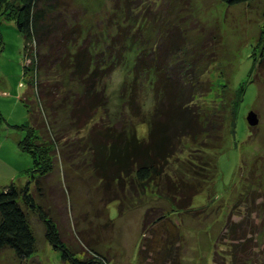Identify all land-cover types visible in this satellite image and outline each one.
Listing matches in <instances>:
<instances>
[{
  "label": "rangeland",
  "instance_id": "1",
  "mask_svg": "<svg viewBox=\"0 0 264 264\" xmlns=\"http://www.w3.org/2000/svg\"><path fill=\"white\" fill-rule=\"evenodd\" d=\"M57 1L54 14L60 19L70 25L81 23L84 36L88 30L100 33L96 48L103 47L112 35L121 34V30L117 31V23L119 27L126 23L124 15L120 16L122 8H115L116 0ZM118 2L120 7L126 5V0ZM132 5L130 9L135 8V13L138 10L151 13L156 23L168 20L163 35L158 25L153 28L155 34L147 48L146 42L143 43L147 51L157 53L158 46L170 43V39L164 38L168 29L171 34L185 38L187 43L182 45L183 51L199 43V48L193 50L199 52L203 46L206 53H196L195 58L200 61V70L205 72L204 77L212 90L202 105L210 107L217 103L222 106L224 84L229 86V96L240 84L245 86L243 101L237 108L234 134L228 126L222 127L218 148L201 151L211 159V165L216 162L217 173L213 177L215 166L207 170L209 178L201 182L203 187L194 198L197 212L175 210L152 190L141 198H131L127 193L120 201L110 202L102 187L103 180L85 165L90 155H81L72 146L61 144L57 150L63 153H59L57 164L44 180L46 196L39 202L48 209L61 239L77 252L76 258L80 261L98 251L103 264H230L222 254L225 255L234 239L231 233L226 235L225 225L233 226V222L241 221L233 234H238L241 242H247L243 240L247 236L253 239L247 244L246 252H241V258L247 255L251 259L252 256L253 264H264V0L232 5L224 0H135ZM130 9L127 8V12H131ZM0 32L3 39L0 47L1 188L12 180L25 184L27 170L33 165L31 155L18 148V140L24 136L18 125L33 123L32 103L29 118L24 102L29 101L26 102L30 92L27 83L34 70L14 21L0 20ZM143 36L146 38L145 30ZM161 48L169 52L166 46ZM120 51H124L123 61L101 80L108 102L106 111L100 109L96 120L105 115V122L119 125L133 122L142 135L146 126L139 124V118L131 114L127 102L130 91L122 89L124 82L133 80L131 64L135 53L127 51L126 46ZM137 84V100L148 113L155 100L150 80L141 74ZM60 85L70 88L73 83L66 75ZM30 98L33 97L30 95ZM251 110L258 117L255 125H250L246 119ZM42 114L59 136L63 128L71 125L68 110L59 109L55 115L51 110H42ZM122 116L124 123L119 122ZM189 147L187 145L179 157L188 156ZM171 166H175V161ZM112 187L119 189V184L114 183ZM26 212L36 238V251L29 256H18L11 248L0 250V264H72L46 239L44 223L37 212ZM214 241L218 243L216 247ZM218 250H225V253L219 255ZM246 262L252 263L240 261V264Z\"/></svg>",
  "mask_w": 264,
  "mask_h": 264
},
{
  "label": "trees",
  "instance_id": "2",
  "mask_svg": "<svg viewBox=\"0 0 264 264\" xmlns=\"http://www.w3.org/2000/svg\"><path fill=\"white\" fill-rule=\"evenodd\" d=\"M134 1L126 0V5L122 7L118 0L116 4L113 2L115 8H125L124 11L121 9L120 16L124 15L122 17L126 23L122 27L116 24L117 31L121 30V34H124L112 35L103 47L96 48L95 44L101 39L100 33L88 30L84 36L81 23L70 25L60 19L59 15L54 14L57 0H0V20L14 21L34 70L27 83L30 92L26 102L29 101L27 104L24 102L29 118L32 103L33 123L18 125L24 131V136L18 140V148L31 155L33 165L27 170L25 184L12 180L0 188V250L11 248L18 256H29L36 251V238L26 212L31 210L37 212L43 221L46 239L59 248L62 258L72 264H103L98 251L83 261L76 258L77 252H73L61 239L48 209L39 202L46 196L44 180L52 173L59 153H63L61 149L57 150L61 144L72 146L81 155H90L85 165L88 164L103 180L102 187L108 201H120L127 193L131 198H141L152 190L175 210L197 212L194 198L203 187L202 183L209 178L207 170L215 166L213 177L217 173L216 162L211 165V159L201 151L218 148L222 127L228 126L234 134L237 108L243 101L245 86L240 84L232 90V97L231 93L230 96L227 94L230 92L227 90L229 86L224 84L222 106L217 103L210 107L202 105L212 85L207 83L205 72L200 70L201 63L195 56L199 52L206 53L205 49L202 46L199 52H195V48H199V43H196L183 51L182 45L187 43L184 34H181L184 38L181 39L168 29L164 38L170 39L169 44L172 45H163L169 52L162 50L163 45L158 46L157 53L147 51L148 41L155 34L153 28L158 25L163 35L168 20L159 24L151 13L144 10L143 13L139 10L135 13V8L130 9ZM248 1L251 0H224L230 5ZM127 8L131 12H127ZM9 11L11 15L7 18ZM133 14L135 16L131 18ZM114 16L117 14L114 13ZM144 30L146 38L143 36ZM120 35L123 37L120 38ZM2 44L0 32V47ZM125 46L127 51L135 53V60L131 64L134 75L131 82L123 83L122 89L130 91L127 102L131 114L139 118V124L146 126L142 135L133 122L120 125L105 122V115L101 120H96L98 111H106L108 102L101 80L123 61L124 51L120 49ZM141 74L150 80V89L155 97L148 113L137 100L136 88ZM66 75L73 83L70 88L60 85ZM59 109L68 110L71 118V125L63 128L62 136L48 125L42 114V110H51L55 115ZM123 117L120 123H124ZM42 128L44 132H41ZM187 145L191 149L189 155L179 157ZM173 161L174 167L171 166ZM114 183L119 184V189L112 187ZM240 222H233V226L225 225L226 235L231 233L234 240L230 241L226 253L225 250H220L221 253L218 250V254L225 253L222 256L227 257L230 264H240V261H252L253 264L252 256L251 259L247 255L240 256L241 252H246L247 244H251L252 236L243 238L247 242H241L239 235L233 234ZM217 244L215 242L214 247Z\"/></svg>",
  "mask_w": 264,
  "mask_h": 264
},
{
  "label": "water",
  "instance_id": "3",
  "mask_svg": "<svg viewBox=\"0 0 264 264\" xmlns=\"http://www.w3.org/2000/svg\"><path fill=\"white\" fill-rule=\"evenodd\" d=\"M246 119L250 125H255L258 123V117L252 110L248 112Z\"/></svg>",
  "mask_w": 264,
  "mask_h": 264
}]
</instances>
